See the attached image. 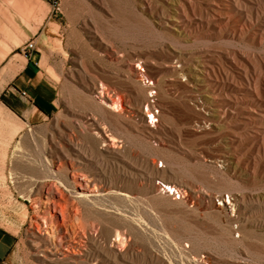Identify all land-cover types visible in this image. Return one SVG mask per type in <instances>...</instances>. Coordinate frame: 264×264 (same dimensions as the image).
<instances>
[{"label": "rangeland", "instance_id": "374dc122", "mask_svg": "<svg viewBox=\"0 0 264 264\" xmlns=\"http://www.w3.org/2000/svg\"><path fill=\"white\" fill-rule=\"evenodd\" d=\"M5 1L0 0V53L5 54L0 61V228L11 236L13 244L8 262L3 264H47L37 260L35 254L42 252L29 241L28 232L36 231L38 224L48 234L60 227L65 231L63 218L56 210L64 197L46 191V185L54 181L44 178L46 159H53L49 149L53 141L62 143L61 135L72 134L71 127L77 122L81 125L74 134L80 144L86 146L90 136L95 135L86 121L96 115L79 99L90 93L87 87L92 82L119 90L125 97L123 107L128 110L113 130L118 138L112 145L116 154L102 156L96 165L112 185L80 205L76 214L85 228L102 241L109 221L124 224L137 215L143 222L140 231L145 238L146 264H158L157 259L166 264H186V257L194 263L206 251L229 263L264 264V156L260 160L263 168L254 177L240 165L231 169L232 180L242 182L247 194L243 219L233 223L234 236L239 238L237 234L241 233L244 241L234 246L215 241L217 225L211 216L184 215L176 204L152 202L150 193L130 180L135 175L138 185L142 183L146 157L160 160L159 168L164 157L193 166L192 157L197 153L230 157L234 152L230 143L233 133L252 135L255 126L264 129V0H36V5L32 0L31 16L23 8L25 0ZM242 13L246 14L245 22ZM30 21L36 34L31 38L34 49L28 54L37 63L39 78L51 86L50 93L48 89L39 90L36 99L23 92L21 96L45 117L15 113L5 96L6 76L24 60L17 53H23L19 46L29 40L24 29ZM103 22L114 28L126 24V32L101 35ZM84 24L97 33L101 43L91 38ZM139 58L149 61V66L138 62ZM172 65L191 71L192 78L174 71ZM205 67L206 78L199 72ZM134 69L145 74L143 84L155 82L147 95L159 103L155 111L164 110L163 117L151 123L150 132L143 129L137 115L132 89L136 84ZM188 78L187 86L171 84L174 79L186 82ZM198 99L206 102V110L199 106L192 109ZM47 100L50 106L44 110ZM225 110L240 112L231 127L227 126L231 118L224 115ZM249 113L258 122L245 126ZM105 139L112 144L108 136ZM260 141L251 146L263 144ZM148 146L157 154L149 156ZM252 147L243 143L238 151ZM54 165L58 167V162ZM208 172L213 176L211 170ZM124 176L129 181L122 182ZM163 179L176 185L190 182L175 172ZM84 181L79 179V190L85 189ZM181 223L185 233L180 237V248L188 246L182 253L160 227L178 229ZM115 235L108 234L109 242L117 251L124 250L126 245ZM170 235L174 236L173 232ZM195 237L201 239L198 245H193ZM131 259L102 261L94 248L89 256L71 264H140Z\"/></svg>", "mask_w": 264, "mask_h": 264}, {"label": "bare ground", "instance_id": "6f19581e", "mask_svg": "<svg viewBox=\"0 0 264 264\" xmlns=\"http://www.w3.org/2000/svg\"><path fill=\"white\" fill-rule=\"evenodd\" d=\"M18 1L19 0H17V2ZM5 2H7V0ZM18 5L20 6V4ZM5 8L8 9V7ZM2 11L3 9L0 7V14L2 13L3 15ZM244 13H242L241 17L244 18L243 22L246 20V14ZM1 24L0 19V30L3 31V25ZM4 26H6V24ZM84 28L88 33H92L91 38L98 39V42L101 43V38L97 36V33L92 32L91 27L84 24ZM101 28V35L104 33L107 35L119 34L126 32L127 25L124 24L121 28H114L109 22H103ZM133 28L135 27L133 26ZM239 30L242 31L241 28H239ZM4 55L5 54L0 53V61ZM137 61L149 66V61L147 60H141L139 58ZM139 68L142 69V65H140ZM171 68L176 72H180L192 78L191 71H187L184 68L177 69L175 65H172ZM199 72H201L203 76L205 75L206 78L208 68L205 67ZM53 74L55 73L53 72ZM144 75L145 74L138 70L134 69L132 71V76L136 78V84L135 86H132V89L135 94L137 115L143 123L142 127L144 130L150 132L152 131L150 127L151 123L163 117L164 110L161 109L155 111L159 106V103L154 100L151 101L150 97L147 95L149 90L152 89L150 85H155V82L151 81L150 85H145L144 81L143 84ZM148 82H150V79H148ZM189 82V78L186 82H182L181 79H174V82L171 84L187 86ZM87 88L90 93L81 96L79 99L86 108L91 109L99 118L97 119L96 116L91 115L90 122L89 120L86 121L88 126L93 128L95 135L90 136L89 144L83 146L82 143L80 144V142L76 140L75 136L77 134H74L76 127L81 124L77 122L75 127V125L72 126L69 123L72 126L70 127L73 132L69 129L72 134H62V143L53 141L49 148L53 159H46L47 174L44 178L49 180L54 179L53 182L46 185V191L48 194L58 192L64 197V203H59L58 208L56 207V204L55 207L63 218L65 231L61 230L60 227L53 230L51 234H48L46 233V230L43 229V225L38 224L36 226V231L32 230L28 232L29 241L38 252H42L41 255L35 254L37 260L44 261L47 264H55L58 261H64L68 264L78 262L82 258L89 256L94 248L97 250L98 256L102 261L114 260L116 262L125 258H135L138 260V263L146 264L147 256L144 245L145 238L140 231V226L143 225V222H141V219L137 215H133L130 221L124 224L109 221V225L105 226V237L102 241L98 240L93 235L92 231H88L85 228V223L79 220L76 215L79 213L80 205L86 204L91 199L98 196L105 186L112 185V181L108 176L96 170V165L100 163L99 161L102 156L116 154L117 149L112 145H115L114 141H117L118 138L113 134V132H115L113 130L117 129L115 128L116 124H118L117 121H119L126 110H128L123 107L125 100L124 95L116 88L103 82H92ZM217 105L219 104L217 103ZM197 106L206 110V102L204 100L198 99L195 101V106H192V109ZM143 110H145L146 115H149V117H145ZM239 113L231 114L226 110L224 111V115H228L231 118L230 122L227 123V126H230V124H236L237 119H239ZM252 117L251 113L246 116L247 122L244 123L245 126L258 122L252 119ZM149 118L150 120L148 121ZM254 128L255 131L252 135L247 134V132L232 134L234 138L230 140V143L232 151L234 152L230 157L227 155H207L206 153H197L192 157V160L195 161L193 166L185 162H177L170 157H164L162 160V166L164 167L161 166V168L157 165L160 160L157 159L154 162L150 157H146L144 162H142L145 169L144 175H140L142 183L138 185L139 179L137 176L135 177V175H132L130 180L136 187L140 186L142 190L146 191V193H150L149 200L152 202L162 205L165 203L176 204L179 207L178 211L184 215L194 213L198 215L203 214L208 217L211 216L214 218L217 225V237L215 238V241L233 246L237 245L244 241V239L242 237L240 238L241 233L237 234L239 235V238L234 236L235 229L233 223H239L243 219L242 214L246 209L245 201L247 194L243 188V183L237 179L232 180L230 172L234 166L240 165L247 174L254 177L263 168L262 165H260V160L264 156V147L262 146L264 144V129L256 128V126ZM80 129L82 128L80 127ZM86 136L88 137L89 135ZM105 136L110 138L112 144L106 141ZM258 140H261L260 142L263 144L258 143L252 147L251 143ZM243 143H246L252 148L248 151L246 149L238 151V147ZM147 152L149 156L157 154L156 150L151 146L147 147ZM55 161L58 162V167L56 165V168L54 165ZM195 167L198 169L194 170ZM208 170L213 172V176L209 175ZM170 172L185 176L190 182L176 185L171 183V181L164 180L163 178ZM157 178H159L158 181L156 180ZM79 179L85 180V189H78ZM126 181H129L128 178L125 176L122 177V182ZM176 196L181 200L179 201ZM69 198L74 201H69ZM146 200L148 201V199ZM35 204L38 207L39 201L36 200ZM42 222L46 224L43 216ZM160 227L168 235L176 248L180 249L181 253L182 249L188 247L187 245H182V248H180L179 240L181 235L185 233L183 223L179 225L178 229L168 228L166 225H161ZM170 232H173L174 236H171ZM109 233H116V239L122 241L126 245L124 250L117 251L114 248V244H112L113 242H109ZM200 240L201 239L197 237L193 238V245L201 243ZM108 242L110 243V246L108 245ZM185 244L188 243L185 242ZM185 259L186 264H238L223 261L221 258H215L210 251H206L204 255L199 256L194 263L187 257ZM156 261L158 264H166L160 262L158 259Z\"/></svg>", "mask_w": 264, "mask_h": 264}, {"label": "crops", "instance_id": "0c3cea01", "mask_svg": "<svg viewBox=\"0 0 264 264\" xmlns=\"http://www.w3.org/2000/svg\"><path fill=\"white\" fill-rule=\"evenodd\" d=\"M25 6L23 7L26 11H29V15H32V0H25ZM36 5V0H35ZM32 21L29 22V26H25L24 34L27 35L29 39L35 36L36 32H32ZM28 41V40H27ZM20 57L23 56L24 60L21 61L20 66L15 69L12 74L6 76V90L5 96L8 100V105L12 110L20 115H29L30 117L34 115H40L45 117V114L38 110L37 107L32 104L28 105V101L21 96V92L28 94L30 98L36 99L38 97V91H46L48 89L50 93L51 84L44 81L43 78H39V70L36 61L33 59L31 54L17 53ZM50 97V96H49ZM51 98V97H50ZM50 98H47L50 101ZM47 100V103L49 102ZM50 103L43 105V109L47 110ZM11 236L5 233L0 228V264L3 261L8 262V256L11 252L12 247Z\"/></svg>", "mask_w": 264, "mask_h": 264}, {"label": "built area", "instance_id": "2783aa9c", "mask_svg": "<svg viewBox=\"0 0 264 264\" xmlns=\"http://www.w3.org/2000/svg\"><path fill=\"white\" fill-rule=\"evenodd\" d=\"M33 49H34V42L32 39H29L28 41L24 42L23 44L19 46L20 52H23L26 55L28 54V51H31Z\"/></svg>", "mask_w": 264, "mask_h": 264}]
</instances>
